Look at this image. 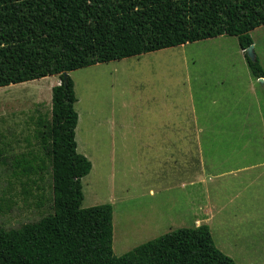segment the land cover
<instances>
[{
  "label": "trees",
  "instance_id": "obj_1",
  "mask_svg": "<svg viewBox=\"0 0 264 264\" xmlns=\"http://www.w3.org/2000/svg\"><path fill=\"white\" fill-rule=\"evenodd\" d=\"M264 26V0H0V88L58 76L50 118L39 119L43 157L14 162L39 180L48 172L52 212L18 229L0 228V264H235L208 226L178 229L126 254H113L110 204L81 208V180L92 165L77 153L78 115L69 74L220 36L236 37L253 78L264 79L245 50ZM64 74H67L64 77ZM42 202H40V205Z\"/></svg>",
  "mask_w": 264,
  "mask_h": 264
},
{
  "label": "rangeland",
  "instance_id": "obj_2",
  "mask_svg": "<svg viewBox=\"0 0 264 264\" xmlns=\"http://www.w3.org/2000/svg\"><path fill=\"white\" fill-rule=\"evenodd\" d=\"M250 36L254 56L264 70V26L253 30ZM69 76L77 99L74 105L78 115L76 150L92 165L90 173L81 180V208L112 206V249L116 257L172 231L194 228V217L179 215L178 209L172 208L165 215H155L146 206L145 197L130 199L124 192L130 193L131 184L135 183V169L131 168L134 160L129 152L107 151L106 147L113 142L108 139H114V132L107 136L104 130L146 126L150 113L169 114L171 123L183 122L187 126L195 116L200 124H209L210 114L219 108L225 110L224 106L230 112H240L251 103L250 111L254 115L258 112L255 104L260 99L264 107V86L254 81L236 37L220 36L101 63L73 71ZM224 83H235V86L220 100L223 107L212 106L211 96H218ZM59 84L58 76H49L0 88L2 229H18L36 223L52 212L48 172L43 174L42 180L35 175L27 179L14 174L18 172L14 162L29 156L43 157L44 147L38 132L44 129H39L37 123L39 119L42 126L48 122L51 89ZM247 84L255 87V93L245 91ZM262 112L264 115V110ZM206 138L203 137L202 151L203 157L205 154L209 159ZM122 139L129 140V137ZM139 165L140 178L136 184L142 185L152 169L144 158ZM255 184L256 189L250 187V206L242 210L243 214H229L235 208L230 205L228 213L213 217L209 224L216 248H222V253L235 264H264V200H261V182Z\"/></svg>",
  "mask_w": 264,
  "mask_h": 264
},
{
  "label": "crops",
  "instance_id": "obj_3",
  "mask_svg": "<svg viewBox=\"0 0 264 264\" xmlns=\"http://www.w3.org/2000/svg\"><path fill=\"white\" fill-rule=\"evenodd\" d=\"M253 79L264 86V79ZM234 86L235 83L222 84L218 96H211V105L223 107L220 100L227 97ZM245 91L255 93L256 90L247 84ZM250 104L240 112H230L225 106V110L219 108L210 114L209 124H200L195 116L185 126L183 122L171 123L169 114L150 113L146 126L105 129L107 136L114 132V139H108L113 142L106 150L129 152L134 160L131 168L135 169V183L131 184L130 193H124L133 200L145 197L146 206L155 215L178 209L177 214L194 217V228L202 225L209 228L212 218L228 213L230 205L235 208L229 214H243L242 210L250 206V187L256 181L261 182V200H264V107L260 99L255 104L258 112L254 115ZM125 136L129 140L122 139ZM203 137H208L205 142L209 146V159L205 154L203 157ZM143 158L152 170L147 181L142 180V185H137L139 162Z\"/></svg>",
  "mask_w": 264,
  "mask_h": 264
},
{
  "label": "water",
  "instance_id": "obj_4",
  "mask_svg": "<svg viewBox=\"0 0 264 264\" xmlns=\"http://www.w3.org/2000/svg\"><path fill=\"white\" fill-rule=\"evenodd\" d=\"M253 45L249 46L246 50H245V53L247 55V57L251 60V61H254L255 60V56H254V53H253ZM67 74H64V77H66Z\"/></svg>",
  "mask_w": 264,
  "mask_h": 264
}]
</instances>
